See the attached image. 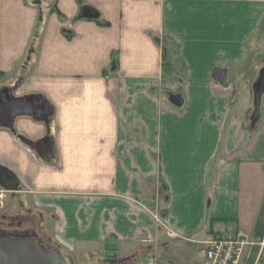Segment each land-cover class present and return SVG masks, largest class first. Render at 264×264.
<instances>
[{"label":"crops","instance_id":"0c3cea01","mask_svg":"<svg viewBox=\"0 0 264 264\" xmlns=\"http://www.w3.org/2000/svg\"><path fill=\"white\" fill-rule=\"evenodd\" d=\"M4 200L67 264H202L238 228L264 264V0H0Z\"/></svg>","mask_w":264,"mask_h":264},{"label":"water","instance_id":"95a60500","mask_svg":"<svg viewBox=\"0 0 264 264\" xmlns=\"http://www.w3.org/2000/svg\"><path fill=\"white\" fill-rule=\"evenodd\" d=\"M96 12L89 6H83L79 17L95 16ZM212 77L221 83L225 82V70L215 67ZM257 94V93H256ZM252 119L258 117V101ZM106 255L115 256L116 245L107 243L104 246ZM0 264H67L59 250H47L32 231L24 238L13 239L0 234Z\"/></svg>","mask_w":264,"mask_h":264},{"label":"built area","instance_id":"2783aa9c","mask_svg":"<svg viewBox=\"0 0 264 264\" xmlns=\"http://www.w3.org/2000/svg\"><path fill=\"white\" fill-rule=\"evenodd\" d=\"M248 244L247 236L240 228L225 236L214 237L206 242L202 264H240Z\"/></svg>","mask_w":264,"mask_h":264},{"label":"rangeland","instance_id":"374dc122","mask_svg":"<svg viewBox=\"0 0 264 264\" xmlns=\"http://www.w3.org/2000/svg\"><path fill=\"white\" fill-rule=\"evenodd\" d=\"M1 203H0V227L3 229L2 233H6L4 232L6 230L14 236L15 234L26 236L33 229L38 234L42 235V237L41 236L39 237L43 238L44 241L50 239L49 236L51 235V221H46L47 227L44 233L42 228H40V225H38L35 218L25 220L24 218L21 217L20 215L21 210L19 206L16 205L15 207H12L11 205L8 204V200H4V204ZM16 230L19 232H15ZM48 242L50 241L48 240ZM50 247L54 249L56 247V244L54 242H50ZM252 256H253V252L250 253L248 262L251 261ZM240 264H247V259L246 258L242 259Z\"/></svg>","mask_w":264,"mask_h":264},{"label":"flooded vegetation","instance_id":"af4514ba","mask_svg":"<svg viewBox=\"0 0 264 264\" xmlns=\"http://www.w3.org/2000/svg\"><path fill=\"white\" fill-rule=\"evenodd\" d=\"M33 233H35V231L32 229L31 230ZM3 232V229L0 227V234H1V236L3 237V236H7V237H10V238H13V239H21V238H24L25 236H21V235H19V234H15V236L14 235H12L11 233H9L8 231H4V232H6V233H2ZM15 232H19V231H15ZM14 236V237H13ZM35 238H38V239H40V243L47 249V250H54L53 248H51L50 247V242H48V241H44V239L43 238H40L39 236H37V233H35Z\"/></svg>","mask_w":264,"mask_h":264}]
</instances>
